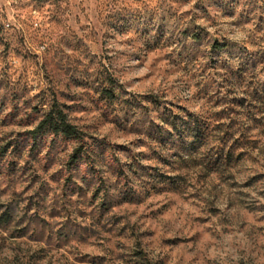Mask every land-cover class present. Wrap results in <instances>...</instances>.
Instances as JSON below:
<instances>
[{
	"label": "rangeland",
	"instance_id": "1",
	"mask_svg": "<svg viewBox=\"0 0 264 264\" xmlns=\"http://www.w3.org/2000/svg\"><path fill=\"white\" fill-rule=\"evenodd\" d=\"M0 264H264V0H0Z\"/></svg>",
	"mask_w": 264,
	"mask_h": 264
},
{
	"label": "trees",
	"instance_id": "2",
	"mask_svg": "<svg viewBox=\"0 0 264 264\" xmlns=\"http://www.w3.org/2000/svg\"><path fill=\"white\" fill-rule=\"evenodd\" d=\"M112 97V96H111ZM49 130L55 136H62L66 139L81 138L80 132L76 127L72 126L67 119V116L59 108L52 109L40 122L38 127L33 132L36 137L45 131ZM82 154L81 149H77L70 159V163L75 165L79 161Z\"/></svg>",
	"mask_w": 264,
	"mask_h": 264
}]
</instances>
